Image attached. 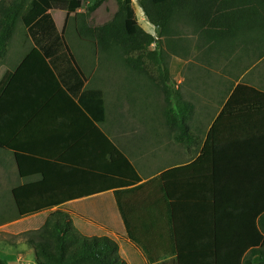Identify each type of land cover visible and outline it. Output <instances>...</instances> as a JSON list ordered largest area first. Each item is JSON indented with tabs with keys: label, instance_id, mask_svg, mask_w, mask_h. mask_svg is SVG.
Returning <instances> with one entry per match:
<instances>
[{
	"label": "trees",
	"instance_id": "obj_1",
	"mask_svg": "<svg viewBox=\"0 0 264 264\" xmlns=\"http://www.w3.org/2000/svg\"><path fill=\"white\" fill-rule=\"evenodd\" d=\"M106 1L93 0L90 4L87 0H0V63L7 57L18 22H22L26 35L34 43L33 50L21 61L15 74L9 76L5 86L17 85L23 75L48 69L57 85L76 98L91 117L93 129L108 147L109 172L113 176V181L101 188L86 185L84 190L76 192V187L67 183L62 184L60 198L43 197L53 190L52 185L47 184L52 170L36 172L39 170L36 165L38 162L63 164L64 161L51 160L48 153L15 148L11 137L18 130V123L11 122L10 106L2 104L3 97H0V150L14 154L20 177L42 175L44 179V182L26 183L14 190L18 213L25 217L58 207L50 212L41 228L24 237V243L34 251L37 264H128L120 256L115 237L95 232L89 222L63 208L73 206L76 195L127 190L142 182L136 165L96 127L95 122L101 124L107 119L104 91L85 88L84 78L66 47L55 14H80L78 27L82 37L96 42L100 52L120 59L127 68L144 75L163 91L167 103L166 124L173 140L186 147L198 144L200 138L189 125L195 105L173 89L175 81L163 49V39L170 50L176 49L175 19H188L196 31L211 36L216 34L211 30L212 18L222 10L217 20L225 24V34L231 35L233 28L257 29L258 34L264 31V0H138L149 22L158 29V36L139 24L130 0H118L119 9L110 22L89 24L87 20ZM82 9L84 13L80 12ZM27 172L30 173L25 175ZM151 183H159L160 192L169 203L174 229L176 209L198 208L197 215L205 216L211 223L216 240L219 233H224V249L217 246L212 249L210 264H264V92L244 83L237 85L214 121L200 157L190 165L164 171ZM191 187H203L202 193L209 198H198L195 202L175 199L176 191L183 193ZM100 189L103 191L95 192ZM124 207L120 203L123 217L127 209ZM127 235L149 256L147 246L135 229L128 228ZM178 251V264H183L181 249ZM199 262L206 264L202 258ZM0 264L8 263L0 257Z\"/></svg>",
	"mask_w": 264,
	"mask_h": 264
},
{
	"label": "crops",
	"instance_id": "obj_2",
	"mask_svg": "<svg viewBox=\"0 0 264 264\" xmlns=\"http://www.w3.org/2000/svg\"><path fill=\"white\" fill-rule=\"evenodd\" d=\"M81 11L82 10H80V12ZM221 12L222 10L218 12L217 17L220 16ZM217 17L212 18L214 23H212L211 30L216 32L215 35L207 36L201 31H196V28H193L194 31L203 38V40L200 41L201 47L199 49L200 51H204L203 62L209 63V68H211L214 63L212 62V56H216V51H220V48L223 46V44L220 46V41L223 39L238 40L240 37H245L248 34H245L246 30L239 31L237 28H233L231 35L225 34V24H222L220 20L218 21ZM55 18L60 24L57 14H55ZM149 24L152 25L150 22ZM257 31V29L249 31V33L254 32L255 37L251 38L249 42L248 40L250 38L247 37L243 42V45L246 44V57L250 59L253 52L255 54L258 53V57L263 54V51L258 50L261 48V44L264 46V31L260 30L259 34ZM185 35H180L178 51H190L191 42L187 39V34ZM256 35H259L257 38L259 42L256 41ZM174 38L176 40V36H174ZM25 40L32 44L30 50L25 51L21 55L16 54L18 51H8L6 59L0 63V97H3L2 104L10 106L8 109L11 111V122L17 121L18 123V130L11 137L12 142L15 143V148L33 153H48L50 154L49 158L51 160L59 159L64 161L63 164L51 162L45 165L38 162L36 165V168L39 169L36 170V172H43L44 169L49 171L52 170L49 172L51 179H49V183L47 184L52 185L53 190L51 193H48V195L43 194L42 196L60 198L59 194L62 184L67 183L73 184L76 187V192L84 190V186L86 185H90L92 189H96L110 184L113 181V176L111 172H109L107 145H105L99 133L93 129L91 117L78 103V100L69 94L65 88L57 85L48 69L43 68L42 70L44 71L39 69V71H36L37 73L33 72L36 73L33 75H23V79L18 81L17 85L11 87H8V85L5 86L9 76L15 74L21 61H23L34 48V43L30 37H24V41ZM249 49L250 51H248ZM237 55L238 54H236V56ZM240 59L241 62H239L238 59H234L236 67L245 63V59L242 61L241 55ZM263 59L264 57L260 58L255 66L259 65ZM80 66L82 69L78 66L77 68L84 78L85 88L102 89L105 94L106 102L105 90L100 85H94L91 81L93 78L92 72H95L96 69H94V71L86 70L85 66H82V64ZM198 68L201 67L198 66ZM212 68L216 69L210 71H219L220 81H222L221 77L223 73L220 71L221 67L215 66ZM232 70L233 69L228 71L229 74H227L231 80L234 74ZM253 73L255 74L254 84L242 82L240 80L225 91L227 96L224 102L221 104L218 103V101L214 102L216 112L210 113L212 116L209 115V117L214 116L210 123L202 124L201 127L206 129L204 131L192 125L196 105L193 101L184 96L186 100L191 101L195 105L189 120V125L192 132L200 138L199 143L193 144L191 147H186L177 143L182 146L181 151H174L171 158L164 159V162L161 163V168H158V170L149 175L147 171L146 174H144L139 169L135 162L131 160L132 158L130 159L123 148L113 140L110 133L107 131L105 126L108 122V109L106 107V121L101 124L95 122V125L113 140L134 165H136V169L142 177V182L139 186L136 185L127 190L111 189L103 191L100 189L95 192H103L91 196L76 195L73 197L75 199L73 209L67 211L71 215L89 222L94 227L95 232L115 237L119 242L120 256L128 262V264H178V261H180L178 248L181 249V257H183L181 262L183 261V264H198L200 263V258H202V261L206 264L212 263V253L214 252L212 249L216 246L218 249H224L226 241L224 233H219V237L216 240L214 233H212L211 223H209L205 216L203 218L197 215L198 208L176 209V223L174 229L170 218L169 203L163 192H160L159 183L152 184L151 181L168 169L190 165L200 157L214 121L221 113L237 85L244 83L264 92V83L259 79V76L264 73V67L258 68V71H254ZM172 77L174 81L176 80L177 83H175L177 86L182 84L184 80L186 81V78L183 79V77H179L178 75ZM95 78L98 83L100 77ZM258 82L261 84H257ZM189 85L194 84L190 83ZM4 87L6 88L4 92H2ZM205 117H207V115H205ZM1 118L3 121H6L3 115H1ZM199 118L203 119L204 115ZM12 156L15 159L14 154H12ZM14 163L16 169L14 175L15 180L11 189L12 197L14 190L19 186L30 182H39L41 180L44 182L42 175H34L29 178L20 177L16 160ZM89 169L95 172H91ZM139 170L144 176L141 175ZM29 173L30 172H27L25 175ZM202 189L203 187H191L183 193L176 191L175 199L177 201L183 199L187 202H191L192 200L195 202L198 198H209L208 194L202 193ZM120 203L125 206V209L127 208L124 217L120 212ZM55 209H58V207H55ZM55 209L41 212H51ZM14 222L15 221L0 225V231L6 230L11 234H18L19 220ZM151 225L155 227L152 228ZM128 228L135 229L141 241L147 246L149 256L138 244L128 237ZM9 247L11 250H17L15 245H9ZM7 255L8 254H6L3 249L0 250V257L9 264ZM9 256L13 259L10 260L11 262L17 261V256L15 254L11 253Z\"/></svg>",
	"mask_w": 264,
	"mask_h": 264
},
{
	"label": "rangeland",
	"instance_id": "obj_3",
	"mask_svg": "<svg viewBox=\"0 0 264 264\" xmlns=\"http://www.w3.org/2000/svg\"><path fill=\"white\" fill-rule=\"evenodd\" d=\"M87 1L91 4L93 0ZM130 1L136 9L139 24L149 33L158 36V29L153 24H149L145 11L139 5L138 0ZM118 9V0H107L91 15L87 22L91 25L108 23L114 18ZM81 12L84 13L85 10L82 9ZM81 17L78 13L73 16L69 13L57 14L66 47L80 69H82L81 64L85 66L86 70L94 71L96 69L95 72H92L93 78L91 81L94 85H100L105 90L106 107L108 109V122L105 127L113 140L123 148L144 174H146V171L148 175L154 173L162 167L161 163L164 162L165 158H171L174 151L180 152L182 148L173 140L172 132L166 124L165 110L167 103L165 95L147 77L130 70L120 59L113 55L100 52L96 42L82 37L78 27ZM173 27L175 28L173 35L176 36L175 50H179L180 35L187 34V39L191 42L190 51L174 52V49L170 50L165 45L163 39V49L167 53L172 76L178 75L183 79L186 78V81L184 80L178 86L175 80L176 83L173 84V89L180 91L185 98L195 103L196 109L192 125L204 131L206 129L201 127L202 124L212 121L214 116L209 117V115L212 116L210 113L216 112L214 102L218 101L220 104L224 102L227 96L226 90L240 80L254 84L255 74L253 72L258 71L260 67H264V59L259 65L255 66L257 61L264 57V46L261 44V48L258 50L263 51L262 55L258 57V53L253 52L250 59L246 57V44L243 45V42L247 37L250 38L248 42L251 38H254V32L249 33V30H246L245 34L248 33L247 36L240 37L242 39L239 38L238 40L223 39L219 42L220 46L221 44L223 46L220 51H216V56H212L213 61H211L214 63L209 68L210 64L203 62L204 51L199 49L201 47L200 41L203 38L194 31L193 28L195 27L189 23V20L178 21L175 19ZM24 37H27L26 28L20 21L17 24L16 33L8 51H18L16 54L21 55L30 50L32 44L26 40L24 41ZM258 37L259 35L256 37L257 42H259ZM236 54L238 55L236 56ZM240 55L242 61L245 59V63L236 67L234 59L241 62ZM198 66L201 68H198ZM215 66L221 67L222 81H220L219 71H210L216 69L212 68ZM231 69L234 71L232 80L227 75ZM95 77H100L98 83ZM259 79L264 83V73L259 76ZM190 83L194 85H189ZM257 84L261 83L258 82ZM202 115H204V118H199ZM14 162L15 159L10 152L0 150V225L19 220L18 234L14 235L6 230L0 231V250L3 249L8 254L9 264H37L34 251L28 244L24 243V237L41 228L50 211L31 216H20L11 194L12 184L15 180L16 167ZM141 171V175L144 176ZM63 209L66 211L72 210L73 206ZM9 245H15L17 250H11ZM11 253L17 256L16 262L10 261L12 259L9 256Z\"/></svg>",
	"mask_w": 264,
	"mask_h": 264
}]
</instances>
